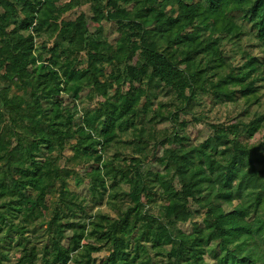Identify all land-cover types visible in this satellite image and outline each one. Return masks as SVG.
Here are the masks:
<instances>
[{"label": "trees", "instance_id": "trees-1", "mask_svg": "<svg viewBox=\"0 0 264 264\" xmlns=\"http://www.w3.org/2000/svg\"><path fill=\"white\" fill-rule=\"evenodd\" d=\"M82 4L0 0V264H264V0Z\"/></svg>", "mask_w": 264, "mask_h": 264}, {"label": "rangeland", "instance_id": "rangeland-1", "mask_svg": "<svg viewBox=\"0 0 264 264\" xmlns=\"http://www.w3.org/2000/svg\"><path fill=\"white\" fill-rule=\"evenodd\" d=\"M77 11L80 13L85 12L87 14V16L89 17L90 27L92 29L97 28L99 25H103L105 28L106 34L109 33L111 36H116L119 33V29L116 25H113L112 23H110V21L101 20L97 17V14L95 15V13L91 10L90 0H83V4L81 5V7H79V9ZM79 55H81V54H79ZM183 66H185V64H183ZM81 67H83V66H81ZM263 90H264V88H263ZM164 98H166V97H164ZM203 101H205L204 104L197 105V107L199 110H201V109L205 110L209 114L211 120L228 119V117L235 116V114L237 113V110H238L231 103L220 104V103H216L211 98H204ZM81 105H87V102L83 101V102H81ZM210 108H211V110H209ZM166 126H168V124L165 123V124L160 125L159 128H163ZM192 131H193V133L198 132V133H201V135H205L206 129L200 127L199 129H194ZM263 137H264V132H262L261 134H257L255 139H262ZM194 141L200 142L201 138L194 136ZM164 145H165V143L161 144V146H164ZM155 149H156V146L153 147L152 151L154 152ZM177 150H178V148L175 147L173 157L176 160H178V157L176 155ZM68 153H70V152H68ZM97 179H100V177H98ZM72 183H74V182L72 181ZM72 185H74V184H72ZM86 187H88V183L85 185V187L84 186L80 187L79 192L84 194V195H88L89 191H88V188H86ZM93 207H94L93 209H95V210L97 209V206H93ZM200 219H201V217L198 218V220H200ZM135 223H136V214H133L131 217V220L129 222V225H128V227L125 228L124 232L127 233L129 228L134 226ZM182 227L184 229L192 228L191 222L185 223L184 225H182ZM106 253H107L106 251H103V252L99 253L98 255L104 256V255H106ZM18 257H19V252L16 249L13 250V252L11 254V260L16 261Z\"/></svg>", "mask_w": 264, "mask_h": 264}]
</instances>
